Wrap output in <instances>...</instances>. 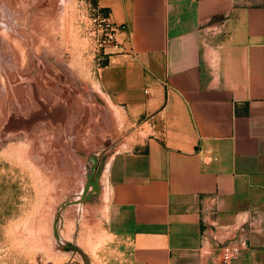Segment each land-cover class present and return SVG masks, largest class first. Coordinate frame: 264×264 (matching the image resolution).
<instances>
[{"label":"crops","instance_id":"1","mask_svg":"<svg viewBox=\"0 0 264 264\" xmlns=\"http://www.w3.org/2000/svg\"><path fill=\"white\" fill-rule=\"evenodd\" d=\"M124 113L107 264H264V0H97ZM138 121V126L136 125ZM243 239L222 262L221 245Z\"/></svg>","mask_w":264,"mask_h":264},{"label":"rangeland","instance_id":"2","mask_svg":"<svg viewBox=\"0 0 264 264\" xmlns=\"http://www.w3.org/2000/svg\"><path fill=\"white\" fill-rule=\"evenodd\" d=\"M104 13L97 0H0V264H107V166L125 118L102 82Z\"/></svg>","mask_w":264,"mask_h":264},{"label":"built area","instance_id":"3","mask_svg":"<svg viewBox=\"0 0 264 264\" xmlns=\"http://www.w3.org/2000/svg\"><path fill=\"white\" fill-rule=\"evenodd\" d=\"M102 20L104 21L105 30H106L105 32L106 41L111 43L112 46L116 48L118 46L115 36L116 27L111 19L110 14L105 12ZM243 245H245L243 239H239L238 241H234V242L224 243L219 247L218 256L220 257L222 262H228L233 257H235L238 249Z\"/></svg>","mask_w":264,"mask_h":264}]
</instances>
